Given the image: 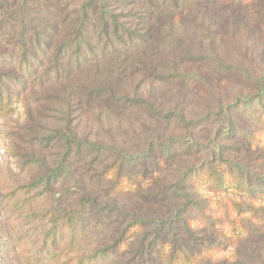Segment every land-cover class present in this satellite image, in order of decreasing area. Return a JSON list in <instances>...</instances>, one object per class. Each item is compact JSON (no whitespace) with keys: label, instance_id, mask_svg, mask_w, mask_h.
<instances>
[{"label":"rangeland","instance_id":"374dc122","mask_svg":"<svg viewBox=\"0 0 264 264\" xmlns=\"http://www.w3.org/2000/svg\"><path fill=\"white\" fill-rule=\"evenodd\" d=\"M186 6L183 0H0V84L11 99L0 113V264H65L66 255L40 252L38 235L49 227L38 213L50 203L22 188L56 164L63 134L122 149L136 159L127 165L150 162L170 145L171 167L155 186L130 168L129 181L111 179L122 190L102 200L133 214L167 215L168 201L150 203L136 189L171 202L170 186L185 167L206 172L226 162L232 173L264 186V118L256 122L251 111L258 81L251 77L264 78V7L219 2L180 14ZM197 13L203 17L194 22ZM19 36L31 37L23 48L36 43L45 53L29 72L15 69L11 43ZM113 39L118 42L111 46ZM258 108L264 114V105ZM78 157L75 166L84 162ZM34 159L38 164H30ZM87 161L84 180L97 195L103 190L95 181L111 158L98 166ZM194 186L191 198L205 207L186 213L197 214L198 227L212 221L215 230L194 240L220 243L210 264L264 261V196ZM70 187L59 188L64 203ZM94 241L82 247L89 251Z\"/></svg>","mask_w":264,"mask_h":264},{"label":"trees","instance_id":"16d2710c","mask_svg":"<svg viewBox=\"0 0 264 264\" xmlns=\"http://www.w3.org/2000/svg\"><path fill=\"white\" fill-rule=\"evenodd\" d=\"M219 2L235 4L240 9L253 7L256 11H261L264 7V0H183V4L187 6L183 7L180 14L184 9H194L192 5H199L207 9L208 6L217 5ZM101 7L98 5L97 15L104 18V11ZM199 17H203V14L197 13L192 20L196 22ZM29 39L31 37L21 39L19 36L11 43V53L17 55L16 70L21 69L29 72L37 66V60L39 56L41 57V53L45 54L36 43H33L34 45H31L29 50L23 48L22 46H25ZM116 42L118 41L113 39L110 45L113 46L112 44ZM2 76L3 73L0 69V82ZM244 77L250 78L246 74ZM251 78L258 80L256 92L253 93L255 98L251 100L256 104L251 111L256 113V122L262 124L264 114H258V107L264 105V78L254 76ZM4 102H11V99L1 91L0 84V113L3 111ZM63 140V152L56 164L49 167L47 172L39 174L24 184L22 188H27L28 191L36 190L50 203L48 207L41 209L38 213L39 222L49 227L38 235L42 247L40 252H47L53 257L66 255L65 264L73 256L75 264H210L211 254L214 252L212 250L216 251L220 247V243L219 241L194 240L200 231L209 232L212 230L211 234L214 236L215 230L212 229V221L207 219L206 224L204 223L205 226L198 227L197 225L201 223L195 221L197 214L194 213L190 216L186 213L191 210L201 214L205 207L191 198L192 187H195L196 183L199 185L206 183L207 189L213 192L232 188L241 193L264 196V186H258L244 180L240 174L232 173L226 162L221 163L220 166H209L206 172L199 166H191L181 168L177 172L175 181L169 189L171 202L165 198L149 195L140 187L136 189V195L150 203L161 204L168 201L167 215L133 214L129 210H125L122 205L109 204L102 200V197L117 195L113 191L116 190V187L122 190L121 184L118 185L111 179L120 175L124 180L129 181L126 174L130 168L136 175H141L143 179L151 181L155 186L160 175H163L171 167L167 157L170 153V145L167 143L162 145L159 150L160 155H154L150 162L127 165L129 161L136 159H133L124 150L112 148L102 141L77 137L72 133L66 136L63 134ZM93 154L94 166L111 158L109 165L106 163L102 166L103 169L95 181L103 190L99 191L97 195L89 193L88 182L84 180L87 176V159L91 162ZM79 155L82 156L79 160L84 162L75 166L74 163ZM38 162L34 159L30 164H38ZM107 169L111 170L113 176L109 171L106 173ZM65 184H71L69 190L73 191L69 201L64 203L59 188ZM85 188L87 189L84 193ZM255 231L254 228H249L248 236H254ZM91 237L97 238V241H94L93 248L87 251L86 247H82V243ZM234 242L243 246L247 241ZM259 250L258 248L252 249L249 252L250 259H255ZM261 261L262 259H260ZM260 264H264V261Z\"/></svg>","mask_w":264,"mask_h":264}]
</instances>
